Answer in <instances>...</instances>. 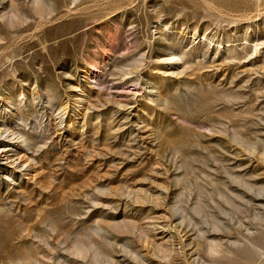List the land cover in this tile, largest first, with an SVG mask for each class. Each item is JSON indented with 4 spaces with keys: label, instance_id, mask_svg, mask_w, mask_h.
<instances>
[{
    "label": "rangeland",
    "instance_id": "1",
    "mask_svg": "<svg viewBox=\"0 0 264 264\" xmlns=\"http://www.w3.org/2000/svg\"><path fill=\"white\" fill-rule=\"evenodd\" d=\"M0 264H264V0H0Z\"/></svg>",
    "mask_w": 264,
    "mask_h": 264
},
{
    "label": "bare ground",
    "instance_id": "2",
    "mask_svg": "<svg viewBox=\"0 0 264 264\" xmlns=\"http://www.w3.org/2000/svg\"><path fill=\"white\" fill-rule=\"evenodd\" d=\"M34 1V0H33ZM37 1V0H36ZM72 2H73V0H72ZM6 13V12H5ZM4 15V14H3ZM7 15H9V13L7 14ZM12 15V14H11ZM13 15H14V13H13ZM12 15V16H13ZM3 17H5V16H3ZM182 32V31H181ZM208 41H210V40H208ZM255 48H256V46H255ZM77 249V248H76ZM80 251H82V249L80 250ZM77 253V252H76ZM80 256V255H79Z\"/></svg>",
    "mask_w": 264,
    "mask_h": 264
}]
</instances>
